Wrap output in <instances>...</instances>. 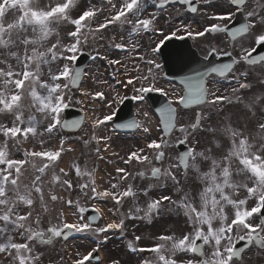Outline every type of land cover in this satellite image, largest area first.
Returning <instances> with one entry per match:
<instances>
[{
  "label": "snow or ice",
  "instance_id": "obj_1",
  "mask_svg": "<svg viewBox=\"0 0 264 264\" xmlns=\"http://www.w3.org/2000/svg\"><path fill=\"white\" fill-rule=\"evenodd\" d=\"M199 37L183 87L160 86L170 42ZM83 57L133 94L85 87ZM128 130L144 144L121 155ZM102 248L103 264H264V0H0V264Z\"/></svg>",
  "mask_w": 264,
  "mask_h": 264
},
{
  "label": "rangeland",
  "instance_id": "obj_2",
  "mask_svg": "<svg viewBox=\"0 0 264 264\" xmlns=\"http://www.w3.org/2000/svg\"><path fill=\"white\" fill-rule=\"evenodd\" d=\"M104 51V49L103 48H101V52H103ZM123 55H125V54H123V53H118V52H113L112 53V56H113V58H121V57H118V56H123ZM99 66V62H95V63H93V65L90 67V69H89V71H88V73L89 74H91L92 76H93V74L96 72V73H98L99 74V76H101L100 78H101V80L102 81H106V80H108L107 78H106V76L109 78L111 75H112V73H113V67H110V69L108 70L107 68H103V66L97 71L96 69V67H98ZM104 69V70H103ZM91 76V77H92ZM100 78H99V80H100ZM98 80V81H99ZM107 85V83H103V86H104V89H106L105 88V86ZM153 135H155V132L153 133ZM140 138H136V139H134V141H127L126 143H124V144H126V145H128L125 149H126V151L124 150V152H123V154L122 155H124L129 149H135L136 147H142L143 146V143H141L140 142V140H139ZM118 142H116V145L115 146H121L122 145V141L119 139V140H117ZM128 143V144H127ZM175 151V150H174ZM106 167H110V166H108V165H106V163L104 162V161H101V166H100V171H101V173H104L103 172V170L106 168ZM161 191H168V193L169 194H172L171 193V189L169 190V189H167V190H161ZM175 198V197H174ZM165 223H171V221L170 220H167V221H165ZM141 231H143V229H141ZM144 243H147V241H144ZM77 244H75L74 246H73V248L76 246Z\"/></svg>",
  "mask_w": 264,
  "mask_h": 264
},
{
  "label": "water",
  "instance_id": "obj_3",
  "mask_svg": "<svg viewBox=\"0 0 264 264\" xmlns=\"http://www.w3.org/2000/svg\"><path fill=\"white\" fill-rule=\"evenodd\" d=\"M87 61V58H83L82 61H80V66L81 67H84L85 63ZM167 66V64H166ZM169 66L173 67L174 66V63H170ZM168 67V66H167ZM183 75L186 74L188 71H189V68L187 67H181V70H180ZM175 74L179 73V69H178V66L176 68V70L174 71ZM180 81V80H179ZM150 100L153 104V107L154 109L158 108L161 104L164 103L165 101V98L164 97H161L159 95H156V94H150ZM66 113V119L67 120H75V119H80L82 118V115L77 111V110H74V109H67L65 111ZM125 119H129L133 116V113H132V104H131V101L128 100L125 102V104L123 105V107L121 108V114ZM183 148V146L179 147V151H181Z\"/></svg>",
  "mask_w": 264,
  "mask_h": 264
},
{
  "label": "flooded vegetation",
  "instance_id": "obj_4",
  "mask_svg": "<svg viewBox=\"0 0 264 264\" xmlns=\"http://www.w3.org/2000/svg\"><path fill=\"white\" fill-rule=\"evenodd\" d=\"M189 39H190L191 44L197 49V51L200 54V56H202L203 53H204V42L206 41L207 38L199 37V38H189ZM101 206L110 207V204H102ZM101 222H103V221H101ZM71 241H73V242H79L78 240H75L73 238L71 239ZM118 244H119L118 239L116 237H112L109 240L107 249H117ZM107 249L102 248L101 249V252L99 254L101 256V264H102V259L106 255Z\"/></svg>",
  "mask_w": 264,
  "mask_h": 264
}]
</instances>
